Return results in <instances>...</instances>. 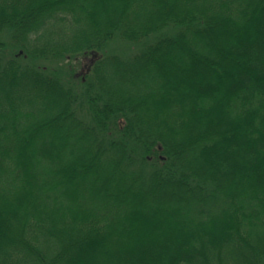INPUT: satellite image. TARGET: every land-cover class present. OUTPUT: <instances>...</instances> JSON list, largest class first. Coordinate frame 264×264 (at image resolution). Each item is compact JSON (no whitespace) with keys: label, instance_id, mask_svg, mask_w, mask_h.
Wrapping results in <instances>:
<instances>
[{"label":"trees","instance_id":"16d2710c","mask_svg":"<svg viewBox=\"0 0 264 264\" xmlns=\"http://www.w3.org/2000/svg\"><path fill=\"white\" fill-rule=\"evenodd\" d=\"M0 264H264V0H0Z\"/></svg>","mask_w":264,"mask_h":264}]
</instances>
